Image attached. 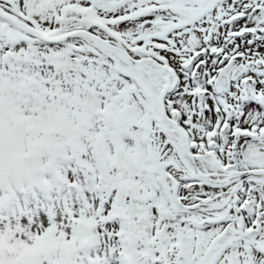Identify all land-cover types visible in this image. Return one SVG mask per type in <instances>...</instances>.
Instances as JSON below:
<instances>
[{"label":"snow or ice","instance_id":"obj_1","mask_svg":"<svg viewBox=\"0 0 264 264\" xmlns=\"http://www.w3.org/2000/svg\"><path fill=\"white\" fill-rule=\"evenodd\" d=\"M0 264H264V0H0Z\"/></svg>","mask_w":264,"mask_h":264}]
</instances>
